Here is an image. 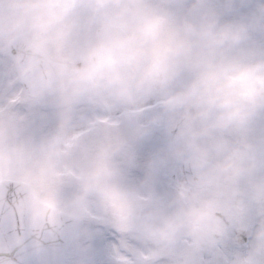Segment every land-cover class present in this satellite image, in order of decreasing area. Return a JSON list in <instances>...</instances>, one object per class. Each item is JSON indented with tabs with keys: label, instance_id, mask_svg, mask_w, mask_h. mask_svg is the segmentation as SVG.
Segmentation results:
<instances>
[{
	"label": "clouds",
	"instance_id": "obj_1",
	"mask_svg": "<svg viewBox=\"0 0 264 264\" xmlns=\"http://www.w3.org/2000/svg\"><path fill=\"white\" fill-rule=\"evenodd\" d=\"M0 53L3 121L18 115L35 80L118 118L187 71L185 87L165 103L204 135L176 148L187 170L174 198L161 206L131 191L112 203L106 189L121 181L113 161L106 175L82 168L61 206L75 212L85 199L96 202L102 219L92 226L120 228L144 264H197L207 255L214 264H264V0H0ZM121 149L114 141L99 150ZM25 152L5 141L0 173L24 176L26 198L49 197L33 183L41 169Z\"/></svg>",
	"mask_w": 264,
	"mask_h": 264
},
{
	"label": "rangeland",
	"instance_id": "obj_2",
	"mask_svg": "<svg viewBox=\"0 0 264 264\" xmlns=\"http://www.w3.org/2000/svg\"><path fill=\"white\" fill-rule=\"evenodd\" d=\"M86 43L85 38L78 39L74 43V49L82 50ZM2 57L3 53H0V58ZM187 77L188 72L184 71L173 80L156 85L147 93L148 99L141 108L118 118L102 115L86 100L70 103L58 92L48 88L36 99L27 97L18 115L12 116L7 121L0 120V146H3L5 141L18 146L23 145L26 149L25 155L37 162L41 174L33 183L39 184L44 191L50 194L49 197L42 198L40 193L35 191L41 200L55 197L61 206L68 194L75 190L82 168L94 166L101 171L102 175H106L113 161L118 165L119 175H123L124 178L115 185H109L106 193L115 189L121 193L127 191L124 196L131 191L144 195L147 192L145 187L150 189L148 180L161 178V175L155 174L151 178H145L146 166L152 150L135 144L138 134L143 130L147 131L168 124L175 125L183 121L180 141L174 146L166 148L169 151L167 154L172 156L173 161L171 162L175 163L174 169L176 168L179 173V178L175 183L177 186L184 177L181 168L183 160L176 152V148L183 140H201L204 135L191 121L190 116L181 119L176 115V108L164 104L169 97L185 87ZM19 97V95L13 96L12 100L20 101ZM156 109L159 111H155ZM104 120H110V125H102ZM119 123L121 125L117 127L116 125ZM84 134L85 137L81 138ZM114 141H118L122 145L120 152L113 155L110 150H99L100 148L108 149V146ZM56 145L60 146L58 155H50ZM73 146L75 150L70 151ZM167 150L164 149V152ZM4 178L28 183L24 176L14 174L12 170L6 174L0 173V179ZM198 195L199 193L195 194V196ZM95 205L96 202L85 199L75 212L61 207L66 212L92 222L102 219ZM105 205L107 206V197H105ZM165 205L167 204L162 203L161 206ZM192 209L195 210L194 207ZM85 231V237L77 239L75 242V247L82 252H87L92 243V232L89 229H85ZM240 239L247 242L248 234L241 233ZM187 243L188 241L179 245L184 246ZM210 258H212L210 255L200 257L197 264H199V260ZM81 264H84L83 258Z\"/></svg>",
	"mask_w": 264,
	"mask_h": 264
},
{
	"label": "snow or ice",
	"instance_id": "obj_3",
	"mask_svg": "<svg viewBox=\"0 0 264 264\" xmlns=\"http://www.w3.org/2000/svg\"><path fill=\"white\" fill-rule=\"evenodd\" d=\"M106 194L114 203L123 198L115 189ZM25 200L16 180L0 183V264H81L82 258L84 264H144L134 240L120 228L112 226L110 236L91 221L67 213L55 197L34 204ZM85 229L92 232V243L82 252L75 242L85 237ZM206 261L214 264L212 258Z\"/></svg>",
	"mask_w": 264,
	"mask_h": 264
},
{
	"label": "water",
	"instance_id": "obj_4",
	"mask_svg": "<svg viewBox=\"0 0 264 264\" xmlns=\"http://www.w3.org/2000/svg\"><path fill=\"white\" fill-rule=\"evenodd\" d=\"M14 49V48H13ZM13 49H11V50H13ZM14 54H15V50L14 51H12ZM33 82H35V84L36 83H39L40 81L39 80H35V81H33ZM35 84H33V85H35ZM41 88L42 87H40L39 88V90H41ZM2 183V182H1ZM21 186H22V188H24V190H25V187H24V185L25 184H22V183H19ZM35 202H37L33 197H32V195L31 194H29V196L26 198V200H25V203H28V204H34ZM14 220H15V218H13Z\"/></svg>",
	"mask_w": 264,
	"mask_h": 264
}]
</instances>
